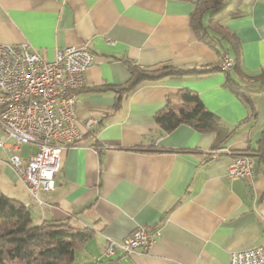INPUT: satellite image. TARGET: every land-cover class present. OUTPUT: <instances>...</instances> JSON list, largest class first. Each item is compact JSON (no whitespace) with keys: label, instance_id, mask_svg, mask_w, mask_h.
<instances>
[{"label":"crops","instance_id":"crops-1","mask_svg":"<svg viewBox=\"0 0 264 264\" xmlns=\"http://www.w3.org/2000/svg\"><path fill=\"white\" fill-rule=\"evenodd\" d=\"M197 1L0 0V42L29 44L48 60L67 46H87L94 55L75 111L83 138L63 151L55 189L40 192L42 204L0 151V190L24 203L36 224L62 221L92 231L80 249L89 264H103L107 238L122 240L145 224L159 227L162 237L149 251L113 256L109 264H229L232 252L264 244L263 164L253 157L252 182L228 176L232 154H256L264 140V0H243L244 14L224 22L241 49L240 66L229 75L147 80L124 93L129 64H219L229 44L213 49L199 39L192 26ZM213 13L206 11L203 25ZM229 78L252 90L251 105ZM184 88L219 118L216 130H161L157 113ZM93 117L98 126L85 132L84 121ZM214 149L222 150L216 159Z\"/></svg>","mask_w":264,"mask_h":264},{"label":"built area","instance_id":"built-area-1","mask_svg":"<svg viewBox=\"0 0 264 264\" xmlns=\"http://www.w3.org/2000/svg\"><path fill=\"white\" fill-rule=\"evenodd\" d=\"M93 61L87 46L57 48L48 60L29 44L0 42V151L7 152L8 164L40 204V192L55 189L63 151L83 138L75 111ZM232 66L233 59L225 55L220 68L227 71ZM98 124L99 119L93 117L82 127L93 132ZM25 145L36 149L25 153ZM221 152L214 149L210 154L216 159ZM255 175L252 157H233L228 167L231 179L252 182ZM161 237L159 227L139 225L122 240L107 238L103 256L147 252ZM229 264H264V244L232 252Z\"/></svg>","mask_w":264,"mask_h":264},{"label":"trees","instance_id":"trees-1","mask_svg":"<svg viewBox=\"0 0 264 264\" xmlns=\"http://www.w3.org/2000/svg\"><path fill=\"white\" fill-rule=\"evenodd\" d=\"M242 3L243 0L232 2L226 0L197 1L196 9L192 14V26L199 39L213 49H216L217 44L222 42L229 44V47L222 45V59L217 66L184 70L173 65H163L157 69H144L129 64L131 77L124 93H130L147 80L165 77L182 78L187 75L201 77L221 71L220 64L223 62L224 56H231V53L234 56L233 66L224 72L229 75L230 70L239 68L241 60L239 42L235 35L224 26V22L244 14L241 9ZM207 10H214V13L205 26L202 20ZM208 30L213 32V35ZM229 82L238 92L240 99L251 105L252 101L248 94L252 90L239 86L230 78ZM167 103V107L157 113L155 117L157 124L165 133L172 132L182 124L190 125L200 132L214 131L220 125L219 118L207 109L198 93L191 89L184 88L176 95L169 96ZM172 104L180 106L176 109ZM232 155L252 158L257 156L259 157L258 163L264 166V140L260 142V149L256 154ZM255 171H257L256 163ZM92 237L93 233L89 229L72 226L67 222L43 221L36 224L24 203L7 196L0 190V264H74L77 250L83 248Z\"/></svg>","mask_w":264,"mask_h":264},{"label":"rangeland","instance_id":"rangeland-1","mask_svg":"<svg viewBox=\"0 0 264 264\" xmlns=\"http://www.w3.org/2000/svg\"><path fill=\"white\" fill-rule=\"evenodd\" d=\"M228 1H231V0H228ZM208 16V15H207ZM30 148H32L33 150H35L36 149V146L34 145V146H30V145H25L24 146V150H25V152H28L29 150H30ZM114 257H116V256H114ZM113 257V258H114ZM90 259H88V257L87 256H84L83 254H82V251L79 249V250H77V252H76V254H75V262H74V264H89L90 263ZM102 263L103 264H109V260H108V258H103V260H102Z\"/></svg>","mask_w":264,"mask_h":264}]
</instances>
